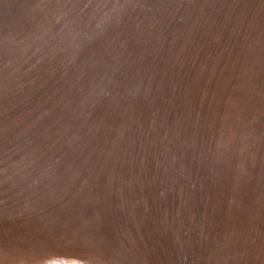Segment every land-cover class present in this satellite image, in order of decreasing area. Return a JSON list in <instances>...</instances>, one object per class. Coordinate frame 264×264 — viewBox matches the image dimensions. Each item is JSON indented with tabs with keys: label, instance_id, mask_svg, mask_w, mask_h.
Here are the masks:
<instances>
[{
	"label": "rangeland",
	"instance_id": "374dc122",
	"mask_svg": "<svg viewBox=\"0 0 264 264\" xmlns=\"http://www.w3.org/2000/svg\"><path fill=\"white\" fill-rule=\"evenodd\" d=\"M213 1L183 7L184 75L156 104L138 86L75 143L62 123L0 144V264H264V0ZM105 7L0 0V59L15 57L0 84Z\"/></svg>",
	"mask_w": 264,
	"mask_h": 264
},
{
	"label": "trees",
	"instance_id": "16d2710c",
	"mask_svg": "<svg viewBox=\"0 0 264 264\" xmlns=\"http://www.w3.org/2000/svg\"><path fill=\"white\" fill-rule=\"evenodd\" d=\"M200 1L105 0V20L96 17L88 30L79 26L82 23L76 27L64 24L48 43L47 52H40L34 63L0 84V144L23 128L45 138L62 123L69 125L67 140L75 143L81 133L89 135L96 124L110 121L114 110L130 104L138 86L141 100L150 107L156 104L153 95L164 85V78L169 76L176 83L184 75L176 61L183 47L178 36L189 24H184L183 7L191 6L192 13ZM204 10L205 14L218 13L212 6L198 11ZM175 19L179 22L173 25ZM197 24L189 26L187 37L194 28L198 32L203 27ZM65 31L69 33L65 35ZM14 64L9 51L0 59V79ZM192 66L183 72L189 75ZM38 68V75H32ZM153 72L156 74L151 77ZM23 83H27L24 92L19 87ZM153 127L156 133V120Z\"/></svg>",
	"mask_w": 264,
	"mask_h": 264
}]
</instances>
